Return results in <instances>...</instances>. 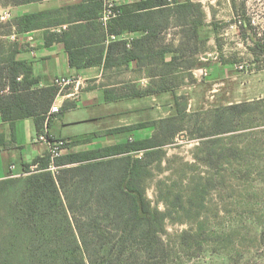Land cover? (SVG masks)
Wrapping results in <instances>:
<instances>
[{"label":"trees","instance_id":"trees-1","mask_svg":"<svg viewBox=\"0 0 264 264\" xmlns=\"http://www.w3.org/2000/svg\"><path fill=\"white\" fill-rule=\"evenodd\" d=\"M14 1L22 5L40 0ZM103 8L104 0H80L21 14L16 24L19 33L66 25L60 32L48 29L46 43L62 42L70 67L101 65L108 69L134 63L148 78L160 79L157 88L136 91L132 87L131 93L120 94L106 90L107 100L169 91L166 76L190 72L198 63L190 59L184 66L180 61L198 52L196 43L206 32L199 3L136 0L119 4L120 13L106 23L100 21ZM170 27L178 28L176 46L164 43ZM248 28L240 26L241 30ZM124 33L137 36L125 37ZM190 45L193 48L187 55ZM249 50L259 61L264 55V40L253 38ZM17 53L16 42L0 43L1 119L13 128L16 120L31 117L36 134L46 128L49 135V121L55 114L48 120L46 114L58 88L37 87L31 62L18 59ZM184 106L178 107L175 115L103 133L152 127L148 137L69 150L53 159L47 150L21 164L27 174L9 177L7 172V177L0 179V264L163 263L167 253L162 238L164 213L151 206L143 183L152 163L161 158L162 147L182 130L187 115ZM8 144L0 134V147ZM51 163L57 167L54 174L48 169ZM30 166H35L34 171Z\"/></svg>","mask_w":264,"mask_h":264},{"label":"rangeland","instance_id":"rangeland-1","mask_svg":"<svg viewBox=\"0 0 264 264\" xmlns=\"http://www.w3.org/2000/svg\"><path fill=\"white\" fill-rule=\"evenodd\" d=\"M193 2L203 10L206 32L196 43L198 52L180 61L185 66L197 59L190 72L166 76L169 91L107 102L102 99L104 87L115 94L131 93L132 87L157 88L160 79L148 78L144 69L137 73L123 67L105 72L93 68L83 82L99 87L93 93L99 103L94 110L97 123L84 131L94 136L56 138L68 140L64 154L89 141L94 147L148 137L152 127L103 133L175 115L185 105L182 130L162 147L161 158L152 163L143 183L151 206L164 213L167 253L158 264H264V55L255 61L249 50L253 38L264 40V0ZM25 5L0 0V43L17 42L16 23ZM243 25L250 28L241 30ZM177 33L178 28L170 27L164 43L176 46ZM230 105L236 107L223 109ZM59 125L55 119L51 131L57 132Z\"/></svg>","mask_w":264,"mask_h":264},{"label":"crops","instance_id":"crops-1","mask_svg":"<svg viewBox=\"0 0 264 264\" xmlns=\"http://www.w3.org/2000/svg\"><path fill=\"white\" fill-rule=\"evenodd\" d=\"M80 0H68V2H59V0H43L41 2H33L26 4L20 8L19 14L37 12L40 10H45L51 6H62L63 3L75 4ZM117 4H130L136 0H115ZM65 27L58 26L49 29L50 31L60 32V29ZM47 28H37L30 31L22 32L18 34L17 47L18 53L16 57L20 60H25L31 62L32 64V74L38 80L37 87H43L47 85H52L54 78L59 76H74L77 78V83L66 87L60 91L54 99V102L58 108L64 106L60 112H57L51 117L49 121L48 133L53 137H66V138H82L84 136H89L94 132H89L85 134L84 131L88 129L89 126L96 124V114L94 110L98 107L99 103L96 104L95 97L93 93L96 88H90L87 86V82H83L86 76L89 75L93 68H100L101 72L107 70L119 69V68H129L132 72H141L135 64L130 66H121L118 68H108L104 69L101 65L88 66L77 69L75 67H70L68 63L67 51L64 44L60 41H54L51 44L46 43V33ZM125 37L137 36L136 33H124ZM200 64V63H199ZM82 76V77H81ZM95 77V76H94ZM99 77V75H96ZM68 88V92L66 89ZM80 88V90H79ZM108 90V89H107ZM111 90V89H109ZM105 87L102 91V99L105 101H113L105 99ZM99 99V98H98ZM100 100V99H99ZM89 109V112H88ZM93 111V112H92ZM100 117V116H99ZM55 119H59V127L57 132L51 131V125L54 123ZM70 127L71 129H79L80 131L67 134L65 129ZM89 131L91 129H88ZM83 133V135H82ZM0 134L3 135L7 142H10L7 147H0V162L3 166V173L0 177L3 178L9 172L8 167L16 163L19 169H21V164L23 162L29 163L36 156L42 155L47 151V146L43 142L36 140V128L34 119L31 117L18 119L14 122L13 128L10 127L8 122L1 119L0 116ZM89 141L86 147L79 150L86 149L89 147ZM110 144V143H107ZM102 145V144H101ZM106 145V144H104ZM73 150V149H71ZM76 151V150H75ZM14 165V164H13Z\"/></svg>","mask_w":264,"mask_h":264},{"label":"built area","instance_id":"built-area-1","mask_svg":"<svg viewBox=\"0 0 264 264\" xmlns=\"http://www.w3.org/2000/svg\"><path fill=\"white\" fill-rule=\"evenodd\" d=\"M190 1H198V0H190ZM168 2L172 3V0H168ZM119 13L120 10L115 0H104V8L101 13L100 21L106 23L110 18L115 17ZM76 83H77V78L74 76H59L54 78L52 81V85L58 88V93L63 89H65L66 87L75 85ZM58 109H59L58 106L55 103H53L46 114V120H48L49 116H51L52 114H56L58 112ZM36 140L46 144L51 159L61 155L62 151L65 149V144L68 142V140L66 139L55 138L50 134L47 135L46 128L41 134L37 135ZM14 168L15 166L13 164L9 166V172L7 176L18 177L28 173L22 169H20L18 172H14ZM34 169L35 166H30V170L34 171ZM48 169L54 174L55 171L57 170V167L54 166L53 163H51ZM3 178L0 177V179Z\"/></svg>","mask_w":264,"mask_h":264}]
</instances>
